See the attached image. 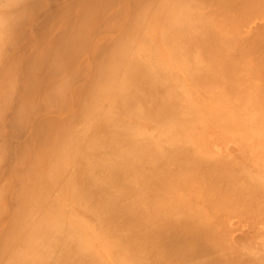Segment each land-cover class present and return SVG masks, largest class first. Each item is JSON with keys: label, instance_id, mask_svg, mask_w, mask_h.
I'll return each instance as SVG.
<instances>
[{"label": "bare ground", "instance_id": "bare-ground-1", "mask_svg": "<svg viewBox=\"0 0 264 264\" xmlns=\"http://www.w3.org/2000/svg\"><path fill=\"white\" fill-rule=\"evenodd\" d=\"M210 5H217L212 15L204 11V6ZM261 5H264V0H0V264H106L93 250L96 242H86L81 236L80 223L77 222L74 228L70 226L65 212L70 208L65 204H53L51 196L40 193L42 189L43 192H58V196L66 192L65 197L71 203L82 202L89 215H92L89 211H95L99 222L104 223L101 226L110 231L114 225L116 228L121 218L130 230L136 231H131L133 235L145 223L144 229L150 227L147 222L154 224L156 219H169L167 212L172 210L170 200L173 193L169 189L174 191L177 185L172 181H177L178 187L185 184H181V175L177 176L179 174L173 168L169 169L168 163L190 158L202 163L203 158L195 150H187L184 143L164 148L152 138L153 135L142 138L140 125L125 120L121 114L156 123L151 124L152 129L165 124L166 132L175 131L178 133L176 136L183 137V142L188 131L182 135L181 130L189 125L184 124L188 120L186 116L190 113L192 119H189L193 121L198 117L200 108H197L195 100L207 107L212 104L210 109L216 113L231 103L243 101L244 104L247 101L249 105L244 108L246 116L242 118L245 128L240 126L244 131L247 126L255 129L256 133L260 132L258 111L263 112L264 108L259 109L255 104L264 102V62L253 64L252 68V64L248 67L250 63L246 60L245 65H249L245 68L244 62L240 63L241 58L245 57L242 60L245 61L249 54L240 53L239 49L233 53L237 38L234 39L235 34L229 32L236 29L233 14L238 17L242 13L247 15ZM221 8L228 9V13L225 9V13L220 12ZM261 8L264 9L263 6ZM218 16L231 30L227 31L222 23L218 24ZM256 47L261 49L262 46L250 48H254L256 53ZM254 49L251 50L253 53ZM262 55L260 58L255 55L254 60L264 61ZM258 67V71L255 70ZM246 72L259 75L262 84L250 85V75L247 77ZM187 80L197 90L194 94L187 90ZM105 101H114L119 111L106 107ZM218 101L227 105L217 104ZM255 106L258 113L251 109ZM82 120L83 129L73 130L76 122ZM219 164L213 165L218 181L229 180V189L243 194L237 177L244 173L246 167L237 174L221 161ZM48 168H53L50 178L45 176ZM166 168L170 172L166 173ZM172 172L177 173L175 175L181 182ZM168 176H173L172 180ZM142 177L147 178L145 191L153 192L149 193L150 196L146 195L148 192L142 195L141 181L138 186ZM33 180L40 182L43 188H27L26 184ZM53 181L58 184L56 190L50 186ZM257 184L261 185V182ZM140 186L142 189H138ZM254 189L252 191L255 192L261 190L258 193L263 191L258 187ZM32 191L39 194H32ZM128 197L130 200L131 197L136 198L138 202L132 205ZM191 208L186 210L191 211L190 218L184 223L182 221L184 225L179 229L175 228L178 227L177 222L176 225L173 223L175 219L168 220L172 224L163 223L165 230L171 225L173 227L168 229L170 232L165 231L171 233L168 236L171 237L166 238L167 241L162 238L168 244H162L158 238L164 232L158 230L159 222L154 227L161 232L160 235L153 227L147 229L149 234L137 235L138 239L140 236V239L155 242L152 237L156 231L157 246L166 245L170 255L175 252L174 257L188 250L189 253L194 246L196 251L192 252L200 255L196 247L204 242H210L213 248L214 245L222 246L221 243L218 245L210 226L200 217L199 210ZM174 218L177 219L176 216ZM178 223L180 225V221ZM173 229L177 235L172 233ZM115 230L114 233L112 229L110 236L118 244L131 245L132 239H126L131 233L125 237L123 233L121 236L120 229ZM123 238L129 242L123 240L120 243ZM164 246L161 247L164 249ZM205 246L204 249L209 250ZM119 250L118 253L114 250L116 259ZM131 250L134 253L136 249ZM142 252L141 255L138 252L139 256L144 257ZM168 254L163 253L166 259L162 255L166 261L159 258L162 261L156 264H166ZM185 255L181 254L187 258L188 254ZM127 256L131 263L136 262L137 258ZM240 258H236L237 261ZM168 260L171 261L170 257ZM190 261L193 262L192 259Z\"/></svg>", "mask_w": 264, "mask_h": 264}, {"label": "rangeland", "instance_id": "rangeland-1", "mask_svg": "<svg viewBox=\"0 0 264 264\" xmlns=\"http://www.w3.org/2000/svg\"><path fill=\"white\" fill-rule=\"evenodd\" d=\"M197 3H198V1H197ZM261 6L264 7V5H261ZM261 6H260V8H261ZM260 8H257L256 10L248 13L247 15L242 13V15L239 17L236 14H233L235 16L233 17L232 20L234 21V19H235V22H236L235 28L236 29H235V32L232 30L229 33H231V34L234 33L236 36L234 39L237 38L236 40L239 41L240 44L237 41H235V48L236 49H233L234 51L233 50L232 51H233V53H236V50L239 49L240 53L241 52L243 54L245 53V55L249 54V56H246L245 61H242L245 58V57H243L244 55L242 56L243 58H241L242 60L240 63L243 64V62H244L245 68H246V66L249 65V63H250V65L248 67H250L252 64V68H253V66L256 65V63L260 64L259 62H261V63L264 62V61H262L263 59H260V61L254 60L255 59L254 56L256 55V57L258 56L260 58L259 55H262L263 50H264V44L259 40L262 38L261 36L264 37V29H263L264 28L263 27L264 26V9L261 8L262 11H259ZM216 9H217V5H214V6L210 5V6H207L206 8L204 6V11H206L208 15L214 14L215 12H213V11ZM224 9L227 11H225ZM224 11L228 13V9H226V8L220 9V12L225 13ZM222 18H226V16H222ZM216 19L218 21V24L222 23V19L219 16ZM222 26L225 27L227 31L231 30L230 27H227L226 24H224V22L222 23ZM261 27H263V28L260 29ZM258 29H260V30H258ZM261 30H263V31H261ZM258 31L261 35L258 33ZM258 34L261 38H259ZM257 36H258V38H257ZM246 37H247V39H246ZM250 39H251V41L249 42ZM253 39L255 41H253ZM262 39L261 40L264 42V38H262ZM248 42L250 44H251V42H252V44H253V42H256V44L254 43L253 46L256 45V46H262V47H261V49H260V47H256V50L258 48V51H256V53H255V49L253 48L254 49V53H253L252 52L253 49L250 48L253 46H252V44L249 45ZM158 43L161 44L160 41H158ZM257 43L262 44V45H257ZM247 44L249 45V47H248L249 49H247V46H248ZM236 45L237 46L239 45L238 48ZM242 45H244V46H242ZM245 47H246V49H245ZM248 50H249V53L246 52ZM260 50H261V53H260ZM257 52H258V54H257ZM262 57H264V54L261 56V58ZM246 60L249 61V63L247 65H245ZM259 67H260V71H261V66H259ZM259 67L256 68L255 70L259 69ZM247 70H250V68H248ZM262 70H264V68ZM260 71H259V73H260ZM250 73H252V72H250ZM250 73H247L248 74L247 77L250 75ZM252 74H254V73H252ZM248 79H250V85L254 84L253 86L262 84V82H263L259 75H256V76L250 75L248 77ZM185 83L188 86V88H187L188 91H190L193 94L195 92H197V90L190 85V80L185 81ZM176 87H177V89H178V87H179V89H182L181 86H176ZM183 98H184V100H186V97H183ZM247 103L248 102L245 101L243 104V101H240V102L235 103V104L231 103V104L227 105V103H224L222 101H218L217 104L227 105V106H225L224 110H222L220 112L221 113L220 114V113L214 112L215 111L214 109H210L212 104L209 103V107H207L204 103H200L197 100H195V104H196L197 108H200V110L198 109L199 113H197L199 118L194 116L195 118L193 121V120H190V119H192V115H190V113H189L188 117L186 116V118L189 121L185 120L184 124H189V125H187V126L185 125L184 129L181 130V133L185 132V130L188 131V133L185 132V134H187V135H185V137H184L185 139L183 142H181V139L183 137L180 138L179 136H176V135H178V133L175 134L176 133L175 131L173 133H167L166 128H164L165 124L160 125L161 127L158 126L159 128L155 127L156 128V130H155L154 127L152 129V126L156 124L154 122H152L153 125H151L152 123L149 122L148 120L142 119L144 121L143 122L141 120H136V118H133L132 116H129V115L126 116V114L125 115L121 114L124 119L126 118L125 120H128L129 122H134L136 125L141 126V127L139 126V129L141 131V137L142 136L143 137H147V136L152 137V135H153L152 138H155L157 140L159 146L164 147V148L165 147L166 148L167 147L173 148V144H174V146H176V145H181V143L183 145V143H184V144H186V146L188 148V149L186 148L187 150H190V149L192 151L195 150L197 152V154L203 158L202 163L195 161L194 158H190L188 160L182 159V160H178L176 162L174 161V163H171L173 161L172 160L170 162L172 166H170V163H168V166L170 167L169 169L173 168V170L179 174L177 176L181 175V181L182 182L180 180H178L179 179L178 177H176L175 174H177V173L174 172L175 174H173V172H172L171 174H173L176 177L175 179L178 180L179 182H181V184L183 183L185 185H183V186L181 185V187H178L179 183L177 181H174V182L172 181V184L175 182L177 183V185L175 184L176 186L174 188V191L171 188L169 189L170 192H173L172 193V199L170 200V202L172 203L170 208L173 211L172 210L170 211L171 214L169 211L167 213L170 215L169 219H171V220L175 219L173 221V223L175 222V225H176V222H177L178 227L175 226V228L179 229V226L182 227L184 225L183 224L184 221L186 222V220H188L190 218L191 211H186L188 209V207H190V206L193 207L191 209H194V211L199 210V213L201 214L200 217H202L207 222V224L210 226V230L213 233L214 238H216V240H218V245H219V243L224 245V246L219 245L221 248L222 247L224 248V249L222 248L223 250L218 248L219 246H215V245L213 248L212 247L213 245L212 244L210 245V242L209 243L204 242L203 243L204 245L198 244V247H196L197 251H199L201 256L198 253L194 254V252L196 251V250L194 251V248H195V246H194L193 248L190 249V252L194 251V252H192L193 253L192 255H190L191 254L190 252H189L190 254L188 253L189 250L187 251V253L184 252V254L183 253H180V255L176 254V257L177 256L181 257V258L178 257L179 258V260H178V258L174 257L175 252L171 253L172 256L170 255V252H169L170 250L167 249L166 245H165L166 247L164 245H161V246H164V249H163V247L157 246V244H156L158 238H160L161 241H162V238L167 241L166 238L169 239L171 237V236L168 237L169 235H171V233L168 234L166 232H170V231H168V229L173 228V227H171L172 225L170 227H168V229H166L167 230L166 231L165 226L163 224L164 222L170 223L171 220L168 222L169 219L168 220L164 219V220H160V221L158 219H156L157 222H154V224L155 223L158 224V222H159V224L161 223L159 226L160 228L158 227V230L161 229V231H164V232H162L163 237L162 236L158 237V234L160 235L161 232H159L157 230V228L154 227L156 224L154 225L153 223L147 222V225H150L151 228L146 227L144 229V227L146 226V223H145L144 226L141 225L139 227L140 228L139 232H137L136 235L135 234L133 235L132 232L135 233L136 231L130 230L128 228L129 227L128 224H126V221H124V219L121 218L123 221H121V219L118 220V225H116V228H115V225H114V227H111V228L113 229L114 233H115V231L116 232L118 231L115 229H117V228L120 229L119 232H120L121 236L124 234V236L126 237L127 234H129V233H131L133 235V237H132V235H128L126 237V239L129 237H130V239H132L130 243L133 246L132 248L134 250L136 249L135 250L136 253H135V251H134V253L137 254L138 252H140V255H141V252L144 250V253L142 252L144 254V257L139 256V253H138V256H136L132 252L133 251V250H131L132 248H129V246H131V245L128 243L129 245L127 246V244H124V242H122L123 240H126V239H124L125 237L123 236L124 238L121 239V241H120V243L122 242V244H118L119 242H116V239L112 235L111 236L113 237V239L110 236L112 229L110 231V230H107L106 227H102V226H104V225H102L104 223H101V221L99 222V217L97 214L94 213L95 211H89L92 214V215H89L88 210H86V208L82 202H80V204H82V205L75 203V202L71 203L68 200V198L65 197L67 194L66 192H62L61 196H58L60 194L58 192H54V191H44L43 192L42 191L43 189H42L40 193L47 194V195L51 196L52 200L54 199L53 204H55V203H58V205L65 204L67 207L70 208V211H65L67 213V218H68L70 226L72 228H74V227H76L75 225L77 224V222L80 223V226H79L80 231L79 232L82 231V233H80L81 236H84L86 242H87V240L88 241L90 240L91 243L93 241L96 242L94 244L93 250L95 253L98 254V256L106 264H128V263L129 264H137L136 262H138L139 264H152V263L156 264L162 260L164 262V260L166 259L165 255L168 254L167 252H169L168 259L170 257L171 261H169L167 259L168 262H166V264H176V263L177 264H187V263L188 264L189 263L190 264H198L197 259L199 260L198 261L199 264L200 263L201 264H203V263L204 264H216L215 262H217V264H219L220 262H221V264H245L246 260H247L246 264H248V262H250L249 264H251V263L255 264V262H256V264H257V262H258V264H264V260H263L264 259V189H263L264 188V183H263L264 182V130H263V127H264V119H263L264 118V116H263L264 115V113H263L264 112V109H263L264 105H263V103L264 102H262L260 105L255 104V105H257V107H259V109H263L262 110L263 112L258 111L259 112L258 113V112H256V108H257L256 106H255V108L251 107V109L253 108L252 111H255L256 113H258V115H260V117L258 116V122H259V126L261 127V130L258 133H256L255 129L251 130L247 126L245 129L246 131L243 130L245 128V125L242 124V121L244 122L245 120H243L242 118L246 116L244 108L247 105H249ZM105 105H106V107L115 109V111H119V109H118L119 106L115 105L114 101L112 103H107L105 101ZM260 106L262 108H260ZM191 114H192V112H191ZM237 115H239V116H237ZM119 116H120V113H119ZM133 119H135V120H133ZM195 119H196V121H195ZM197 120H198V124H197ZM237 120H239V121H237ZM146 122H148V123H146ZM160 123H161V121H160ZM148 124H150V126ZM260 124H263V125H260ZM147 125H148V127H147ZM191 125H193V127L195 129ZM240 125H243V129H242V126H240ZM83 127H84V122L82 120V121H77L75 127L72 129L80 131L83 129ZM189 127L191 129H189ZM205 127H207V128H205ZM149 128H150V132H149ZM151 130H152V132H156L157 134L156 133L152 134ZM191 130H193V132H191ZM69 131H71V130H69ZM164 132H165V134H164ZM162 133H163V135H160ZM167 134H168V137H169V135L172 136L171 134H175V135L168 138L166 136ZM182 135H183V133H182ZM187 136L190 138H188ZM176 137H178V138H176ZM186 137H187L189 143L188 142L186 143V141H187ZM178 139H179V141H178ZM184 147H185V145H184ZM98 151H100L99 153H101V154L103 153V152H101V150H98ZM219 161H221L222 164L226 165V167L233 169L237 174L239 172L241 173L243 171V169L240 171V169L242 167H246V168H244L245 169L243 171L244 173H242V175L239 174V178L236 176L240 186L243 187V188L240 187L241 191L243 190V192H242L243 194L239 195L240 193L236 192L237 190L236 191L234 190V192L232 191V189L230 190L229 188L231 185L229 183V180H227L226 182H221V183H220V181H218V179L216 178V175L213 171V168H214L213 165L216 163L219 164ZM177 162H180L179 163L180 165H178ZM197 163H201L202 165L201 164L198 165ZM166 170H167V172H166ZM173 170H171V171H173ZM45 171H46L45 172L46 177L50 178L53 175V168H48ZM252 171L254 173H250ZM165 172L168 173V172H170V170H168V168H166ZM235 172H233V173H235ZM163 175H165V174H163ZM168 175H170V173ZM128 177H130L132 179V176L129 175ZM144 178L142 177L139 180V184H138V186H139L140 181H141V184H143V186L141 185L143 189L145 188L144 185L147 184L146 179L150 178V177H147L145 179ZM169 178H171V177H169ZM169 178H167L168 181H169ZM172 178H173V176H172ZM172 178H171V180H172ZM175 179H173V180H175ZM128 180H129V178H128ZM256 181L261 182V185H259L260 183L257 184L258 182H256ZM251 182H254L257 185L254 183H251ZM26 185H27V188H30V189L34 188L36 186L43 188V186H41L40 182L35 181V180L28 182V184H26ZM221 185H223V187H221ZM252 185H254V186H252ZM50 186L53 187L54 190H56L58 187V184H57V182H54ZM141 186L138 187V189H140ZM51 187H49V188L51 189ZM114 187L115 186H113V188ZM255 187L261 188L263 190L262 193L261 192L258 193L261 190H258V192L252 191V189L255 190L254 189ZM110 188L113 190L112 187H110ZM240 188H238V189H240ZM145 190L146 189H144V192L142 195H144L145 192H148ZM31 193L32 194H39V192H37V191H32ZM149 193L153 194V192H148L146 195L150 196L151 194H149ZM238 195H239V197H238ZM54 196H58V197H55L56 200H55ZM240 196H242V197H240ZM129 197H128V200H130ZM173 197H174V199H173ZM125 199L127 200V198H125ZM125 199H123V201L128 203V201H126ZM133 199L134 198L131 197L130 203H132V205L136 204L138 202V199H136V198L134 200ZM132 201H134L135 203ZM214 203H215V205H214ZM217 204H219L218 207H217ZM213 205L216 208L213 207ZM174 213H176V215ZM171 216L173 218H171ZM175 216L177 217V219L174 218ZM179 221H180V225L178 223ZM182 221H183V223L181 224ZM189 221H192V220H189ZM119 224H122V225L119 226ZM124 224H126V227ZM170 224H172V223H170ZM161 225H163V228H161ZM165 225H168V224H165ZM117 226H119V227H117ZM122 226L125 228L123 229ZM142 226H143V228H142ZM153 227H154L153 230H156L159 232L157 234L156 231L155 232L153 231L154 236L157 234L155 237L154 236L152 237V239H155V242L153 240L151 241V243L154 242V244H156L155 246H154V244H151L150 241H148V240H144L143 238L140 239L146 233L149 234L148 233L149 230H147V229L151 230ZM126 229H128V230H126ZM140 230H142L143 232H141ZM169 230H171V229H169ZM106 231L107 232L110 231V232L107 233ZM137 231H138V229H137ZM172 231L171 232L175 234L174 229ZM104 232H106V234ZM124 232H126V233H124ZM102 233H103V235H102ZM111 234H113V233H111ZM257 234H258L259 238L257 237ZM137 235L141 236V237L139 236L140 241H139ZM175 235H177V234H175ZM156 237H158V238L156 239ZM172 237H174V235ZM160 239H159V241H160ZM143 240L145 242L144 244L142 243ZM165 240H163L164 242L162 241V244L166 243ZM133 241L135 243H132ZM146 241L148 244H150V246H152V247L149 246L152 250L148 246L145 247V244H147ZM161 241H160V243H161ZM115 242L117 243V245L115 244ZM127 242H129V240ZM127 242H125V243H127ZM160 243L158 242V244H160ZM205 243L206 244L208 243V244L205 246ZM166 244H168V243H166ZM122 245H124V246H122ZM201 245H203V246H201ZM208 245H210V249L212 247L211 250L208 248ZM119 246H122L123 249L124 248L125 249L123 250L122 247H120V250H119ZM153 246L157 247V248L154 249ZM204 246L207 247V249H209V250H206V248L204 249ZM140 247H141V249H139ZM114 248H117V249H114ZM200 248H202L203 250L202 249L200 250ZM213 249H215L214 252H213ZM114 250H116V252L118 250L120 251L118 256H117V259H116V254L118 252L116 253ZM204 250L206 253L203 252ZM220 250H221V252H220ZM146 251H148V252H146ZM149 251H151V253H149ZM152 252H154L155 255H154V253L152 254ZM164 252H165V255H163ZM127 253L131 257H135V259L137 258L135 263H131L129 261L130 257L128 258ZM148 253L151 254L150 255L151 257L149 256ZM160 253H162V255L164 256L165 259L163 258V256ZM124 254H127V255L124 256ZM181 254L184 256H186L185 254H188L187 255L188 257L183 258L181 256ZM218 254H219V256H218ZM189 255H190V257H189ZM126 257H127V259H126ZM138 257H142V259L141 258L138 259ZM148 257H150V258H148ZM173 257H174V259H173ZM200 257H202L203 259L202 258L199 259ZM214 257L216 258V260H213V259H215ZM239 257H241V258L244 257L245 261H243L244 260L243 258L242 259L240 258L237 261V259ZM159 258L162 260H160ZM217 258H219L220 261ZM251 258L253 261L251 260ZM254 258H256V259H254ZM123 259L126 260V262ZM156 259H158V260H156ZM191 259H192V261L194 259V261L191 262L190 261ZM206 259L207 260L209 259V260L207 261ZM210 259H212V260H210ZM225 259H227V260H225ZM200 260L203 261V263L200 262ZM240 260L242 261V263ZM257 260H259V261H257ZM184 261H186V262H184ZM163 262H161V264H164Z\"/></svg>", "mask_w": 264, "mask_h": 264}]
</instances>
